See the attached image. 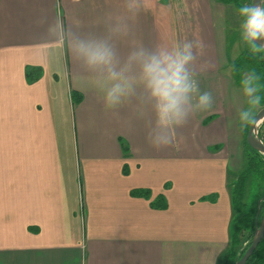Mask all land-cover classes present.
<instances>
[{"label": "crops", "instance_id": "crops-1", "mask_svg": "<svg viewBox=\"0 0 264 264\" xmlns=\"http://www.w3.org/2000/svg\"><path fill=\"white\" fill-rule=\"evenodd\" d=\"M218 1L142 0L134 36L119 42L127 52L186 36L214 65L198 76L212 109L156 149L141 105L106 110L67 51L43 43L57 15L66 28L102 33L124 0H0V264H221L247 104Z\"/></svg>", "mask_w": 264, "mask_h": 264}, {"label": "clouds", "instance_id": "clouds-1", "mask_svg": "<svg viewBox=\"0 0 264 264\" xmlns=\"http://www.w3.org/2000/svg\"><path fill=\"white\" fill-rule=\"evenodd\" d=\"M264 2V0H262ZM142 0H124V14L105 21L102 33L84 32L69 25L57 15L48 24L43 43L55 44L67 51L80 74L94 83L106 110L119 109L135 101L147 113L145 140L153 148L173 146L178 129L186 126L198 113L212 109L213 94L201 91L198 76L213 67L203 61L202 41L186 36L170 47L137 43L121 52L119 42L134 36V21L143 11ZM241 18L239 30L251 52H264V6L243 5L237 9ZM45 21H41L44 23ZM247 108L238 113L242 123H250L252 109L261 102V75L255 70L240 80Z\"/></svg>", "mask_w": 264, "mask_h": 264}, {"label": "trees", "instance_id": "trees-1", "mask_svg": "<svg viewBox=\"0 0 264 264\" xmlns=\"http://www.w3.org/2000/svg\"><path fill=\"white\" fill-rule=\"evenodd\" d=\"M223 3L233 2L237 9L242 6L237 0H219ZM264 6V5H263ZM231 75L234 82L240 85L241 70L247 67L248 72L255 70L261 75V84L264 85V52L253 54L249 45L244 42L239 54L230 61ZM39 68L33 70L34 78L39 75ZM28 76L31 75V69L27 68ZM37 71V73H36ZM74 93L73 100L78 102L80 95ZM260 105H264V90L261 91ZM254 117L252 114L251 120ZM250 123H244L242 152L245 158L243 167L238 171L231 173L228 177V188L232 207V217L229 226V243L221 255V264H234L243 255L246 248L259 226L264 213V194H256V199L245 197V188L248 178L258 187L264 182V155L257 149L251 147L246 140V133ZM257 136L264 143V119L257 129ZM126 148V146H124ZM260 182V183H258ZM258 184V185H256ZM259 188V187H258ZM254 187L252 188V192ZM134 195L149 197L148 189H134L131 191ZM215 195L202 197V199L214 200ZM165 205V204H164ZM163 205V206H164ZM245 264H264V237L248 257Z\"/></svg>", "mask_w": 264, "mask_h": 264}, {"label": "rangeland", "instance_id": "rangeland-1", "mask_svg": "<svg viewBox=\"0 0 264 264\" xmlns=\"http://www.w3.org/2000/svg\"><path fill=\"white\" fill-rule=\"evenodd\" d=\"M218 1V0H216ZM239 3H242L243 5H251V0H237ZM219 3L223 2H216V4L218 5ZM225 6V15H226V49H227V55L228 58L230 59V61H232L238 54L239 51L241 50L242 46H243V38L240 35V30H239V25H240V20L241 18L238 16L237 14V7L233 4V2H226L224 3ZM231 63V62H230ZM229 63V65H230ZM230 68V66H229ZM248 73V69L247 67H243L241 70V78L244 74ZM240 78V80H241ZM238 87H240V85H237ZM248 106L246 105V108ZM261 105H259L258 107L252 109V114L255 115L256 112L260 109ZM260 125V124H258ZM259 127V126H258ZM258 129V128H257ZM242 155V159L245 162V158L243 153ZM244 165V163H242V166ZM260 183V182H258ZM258 185V184H256ZM254 187V190L252 192V188ZM259 187V188H258ZM256 187L255 183L252 181L251 182V178H248L247 182H246V188H245V197H248L251 199H256V194L259 191V194H264V182L260 183V185ZM251 242V241H250Z\"/></svg>", "mask_w": 264, "mask_h": 264}, {"label": "water", "instance_id": "water-1", "mask_svg": "<svg viewBox=\"0 0 264 264\" xmlns=\"http://www.w3.org/2000/svg\"><path fill=\"white\" fill-rule=\"evenodd\" d=\"M252 4H262V0H251ZM259 44H264V40L258 41ZM264 119V105L260 107V109L256 112L254 117L252 118L247 134L246 140L248 144L257 149L264 155V143L263 141L257 136V126L258 124ZM264 237V213L260 220L259 226L257 227L249 246L246 248L243 255L237 260L234 264H245L248 257L252 254L254 249L257 247L259 242Z\"/></svg>", "mask_w": 264, "mask_h": 264}]
</instances>
